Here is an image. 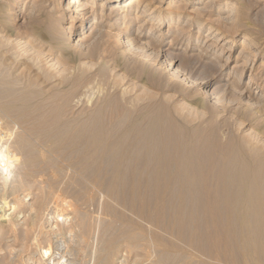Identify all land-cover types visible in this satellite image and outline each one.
I'll use <instances>...</instances> for the list:
<instances>
[{"label":"bare ground","instance_id":"1","mask_svg":"<svg viewBox=\"0 0 264 264\" xmlns=\"http://www.w3.org/2000/svg\"><path fill=\"white\" fill-rule=\"evenodd\" d=\"M93 1L68 0L67 5L80 13ZM106 1L119 5L118 12L126 9L123 22L132 10L144 16L151 6L147 0ZM215 1L207 0L204 12H212ZM220 3L227 11L218 15L217 25L243 26L246 6ZM253 3L264 6V0ZM26 11L27 31L14 39L0 33V264H264L263 135L238 121L239 135L221 143L213 131L208 138H200L196 128L170 131L155 117L130 118L123 107L105 115L109 102L85 119L68 117V97L60 90L67 63L37 42L40 7L32 3ZM101 16L88 35L77 37V44L91 52L105 32ZM51 23L45 25L49 31L55 27ZM217 25L209 26L204 43L222 42V51L230 49L232 40ZM246 40L241 55L257 49L256 42ZM136 41L126 38L128 46ZM247 54L243 65L252 70L249 56L255 53ZM170 70L187 80L178 67ZM257 77L250 75L248 86L264 83ZM248 97L243 99L249 102ZM253 106L264 112V96L245 108ZM173 110L187 125L197 118L186 105ZM11 125L19 131L10 142L3 128ZM63 150L71 151V166L81 170V192L63 188L58 180L61 167L53 159ZM89 188L106 198L107 209L116 203L136 219L117 214L97 228L88 213L94 206Z\"/></svg>","mask_w":264,"mask_h":264},{"label":"rangeland","instance_id":"2","mask_svg":"<svg viewBox=\"0 0 264 264\" xmlns=\"http://www.w3.org/2000/svg\"><path fill=\"white\" fill-rule=\"evenodd\" d=\"M67 1L0 0V33L3 32L2 35L10 39L20 36L29 27L26 10L32 3L40 7L42 18L40 17V27H37V42L43 47L41 49L43 52L52 50L67 63V80L61 85L60 90L68 97V117L85 119L88 114L109 102L110 106L106 109L105 115L110 113L109 109L123 107L131 113L130 118L155 117L170 131L177 130L182 133L184 129L196 128L200 138L211 137L213 131L221 143L239 135L238 121L264 137V112H261L260 107L254 109L253 106L250 110L245 108L249 103H257L259 97L264 96V87L261 86L264 83L262 84L261 80H256L254 85L250 83L248 86L250 75L256 74L257 78H264L263 4L254 5V0H228L230 4L241 3L247 8L244 24L238 26L220 23L217 25L218 15L227 11L220 8L222 0L214 2L212 12H204L206 10L203 5L207 0H147L151 6L144 16H141L139 11L136 13L132 10L124 22L120 17L121 11L126 9L116 11L115 8L119 5L111 1L94 0L89 4V8L80 13H75L73 9L69 10ZM101 3L105 4L103 8ZM85 12L87 15L82 18L80 15ZM101 15H104L105 32L101 39H98L99 37L95 39L99 44L97 49L91 52L87 45L77 44L79 40L77 37L88 35L93 23L101 20ZM89 16L93 17L86 20ZM168 18L172 19L170 23L165 21ZM48 23L56 28L54 27L52 31L47 30L45 25ZM214 23L226 34V39L229 37L232 40L230 49L224 46L225 50L222 51V42L221 45L213 44L212 41L204 43L207 41L205 39L207 29ZM126 38H136L139 44L136 41L135 46L134 44L128 46ZM246 38L257 44V49L256 46L247 49L248 52L255 53L254 57L249 56L254 60L250 64L252 70L249 66L243 65L248 58V52L240 54L242 46L249 42ZM143 43L145 44L142 45ZM169 63L174 66L169 67ZM81 66L83 68L86 66V74L84 72L82 78L79 75L82 72ZM177 67L187 80L172 75L173 70L170 69ZM142 90H146L149 96L146 97ZM247 90L251 91L250 95ZM247 96L249 102L243 99ZM166 99L168 102H164ZM178 104L186 105L196 112L197 118L190 125L183 123V119L174 113L173 107ZM148 122L149 120L145 121L146 126L149 125ZM16 127L11 125L3 128L4 133L12 137L10 142L18 134L19 128ZM178 134L176 139L180 140L179 138L183 136ZM53 162L61 167L58 180L63 188L71 187V190L83 191L77 182L81 170L71 166L73 154L70 150L57 152ZM86 193L88 197L93 198L94 206L89 207L88 213L95 220L97 228L102 222H107L117 214L136 219L131 212L116 203H109L107 209L104 206L106 198L98 196L99 192L95 189L89 188ZM107 212L113 215H108Z\"/></svg>","mask_w":264,"mask_h":264}]
</instances>
